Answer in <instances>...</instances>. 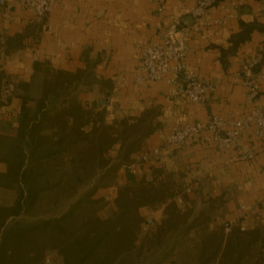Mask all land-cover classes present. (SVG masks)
<instances>
[{"label":"crops","instance_id":"1","mask_svg":"<svg viewBox=\"0 0 264 264\" xmlns=\"http://www.w3.org/2000/svg\"><path fill=\"white\" fill-rule=\"evenodd\" d=\"M6 1L11 6L13 20L0 16L1 42L27 26L35 28L36 32L25 38L20 49L10 54L0 51V68L16 79V92L8 104H4L0 95L1 134H16L23 120L20 96L32 97L34 106L41 96L43 73L34 70L35 62L70 72L84 68L88 62L92 64L93 75L88 81L77 84L74 90L82 91L81 101L101 110L106 122L139 116L149 108L160 112L157 120L161 127L141 147H160L159 153L151 155L149 161L136 170L119 169L115 182L109 187L136 185L143 177L150 178L152 168L157 166L182 170L199 188L196 194L203 189L209 195L225 198L223 221L245 229L264 224V144L254 134L255 126L249 127L239 138L240 146L254 151L253 160L241 159L238 149L223 151L200 137L178 148L162 146L175 124L202 121L212 114L237 116L247 113L254 105L264 107V80L258 96L250 99L242 79L237 76L241 65L256 57L261 59L264 68V0H215L202 18L199 30L187 34V62L198 76L217 85L206 94L203 103L197 104L180 96L169 97L167 86L161 81L142 86L119 84L121 77L132 79L138 73L142 47L160 41V31L175 16H181L185 23L193 21L183 15L190 0H164L163 15L157 11L155 0H56L40 25L32 22L33 10L18 6L19 0ZM216 17H225L226 22L207 24ZM241 24L255 28L233 52L223 55L222 49L228 48L232 34L241 31ZM33 86L37 87L35 96L30 94ZM11 112L16 116L15 124L10 126L4 119ZM90 128L89 124L84 130ZM116 147L110 150L111 156ZM3 171L5 165L0 163V172ZM106 190L99 188L98 192L103 195ZM241 204L246 210L240 209ZM163 207L160 205L155 210L160 211V217ZM146 218L153 226L155 218L149 215Z\"/></svg>","mask_w":264,"mask_h":264},{"label":"trees","instance_id":"2","mask_svg":"<svg viewBox=\"0 0 264 264\" xmlns=\"http://www.w3.org/2000/svg\"><path fill=\"white\" fill-rule=\"evenodd\" d=\"M241 27L229 38L223 55L233 52L255 28L246 24ZM35 32V28L27 26L6 36L0 40V51L10 54L20 49L25 38ZM33 67L43 73L41 96L35 100L33 114L29 113L27 103L34 99L20 96L23 120L16 135L0 134V161L6 164L0 180L13 181L18 191L12 205H0V264H47L44 254L49 247L59 251L64 264H118L138 239L142 221L138 210L143 207L164 205L165 218L150 234L157 243L166 235L167 228L179 224L185 225L186 230L208 227L210 215L200 211L189 218V214L181 212L174 199V187L167 179L156 184L161 168H152L150 178L143 177L136 185L120 187L114 199L116 207L105 216H76L78 209L92 204L85 198L59 216L20 220L22 212L32 208L47 192L63 187L76 190L101 169L104 175L100 180L106 175L112 177L120 163L111 164L114 158L109 156L110 150L117 145L116 160L125 161L161 127L156 108L110 123L104 120L101 110L87 107L77 98L64 99L59 109L49 108V101L92 77V64L87 62L74 72L51 69L37 62ZM4 78L5 71L0 68V89ZM89 124L90 130L85 131ZM5 147L7 151L3 153ZM71 150L75 151L73 156L69 154ZM181 216L183 219L179 220ZM145 222L149 224V220ZM198 251L197 264H264V224L241 230L238 224L224 221L201 238Z\"/></svg>","mask_w":264,"mask_h":264},{"label":"built area","instance_id":"3","mask_svg":"<svg viewBox=\"0 0 264 264\" xmlns=\"http://www.w3.org/2000/svg\"><path fill=\"white\" fill-rule=\"evenodd\" d=\"M155 1L157 11L163 15L165 12L164 0ZM55 3L56 0H19L18 6L22 9L33 10L32 22L42 23L52 11ZM214 4L215 0H190V4L183 9V15L190 16L193 21L185 23L181 16H175L160 31V41L142 47L138 73L132 79L121 77L119 84L142 86L146 83L161 81L166 84L169 97L180 96L193 104L203 103L206 94L209 91H214L217 85L198 76L187 62V34L199 30L202 18L209 13ZM262 14L264 16V3L262 4ZM0 16L13 20L11 6L6 0H0ZM225 22V17H216L207 24L222 25ZM260 63L259 57L253 58L242 64L237 72L250 99H255L258 96L260 83L264 80V68ZM15 89L13 81L3 80L0 95L4 103L13 95ZM10 116L14 118L15 112H11ZM251 126H255L254 134L264 144V107L254 105L247 113L237 116L212 114L202 121L175 124L163 140L162 146L178 148L186 142L200 137L204 142L213 144L223 151L230 152L238 149L241 159L253 160L254 151L239 144V138ZM159 151L160 147L141 149L130 157L125 168L136 170L146 164L151 155H156ZM262 170L264 172V164ZM186 191L188 192L189 189ZM174 199L176 202H182L180 195L175 196ZM240 209L246 210L245 205L241 204ZM147 226L149 224L146 223L142 229L147 230ZM240 229L244 230L245 228L240 225Z\"/></svg>","mask_w":264,"mask_h":264},{"label":"rangeland","instance_id":"4","mask_svg":"<svg viewBox=\"0 0 264 264\" xmlns=\"http://www.w3.org/2000/svg\"><path fill=\"white\" fill-rule=\"evenodd\" d=\"M4 79H9L16 85V79L14 76H9L5 73ZM36 90L37 87L33 86L30 94L35 96ZM14 94L15 93H13V95ZM81 94L82 91H75L74 87H72L59 97L49 101L48 107L59 109L62 107V101L68 98H77L85 106L91 107L89 102L81 101L79 98ZM33 104V100L27 103L30 114H32V110L35 108ZM4 120L5 123L10 126L15 124V119L9 115L8 118L6 117ZM12 130H14L13 127ZM1 135L14 137L16 134ZM6 145H9L8 140L6 141ZM6 147L4 150L2 148L3 153L7 151ZM114 150L117 152V147L114 148ZM69 152V154L73 156L75 151L71 150ZM116 152H114V156H111V152H109V156L114 158L111 161V164L120 163L112 177L111 175H106L104 179L100 180L104 175V170H97L91 179L82 183L76 190L71 191L63 187L59 190L47 192L32 208L28 210L26 208L18 218L22 221H37L53 216H59L63 212L69 210L78 200L85 198L92 201V204L87 205V207L84 206L82 210L78 209L76 211V216H89L92 213L100 214L102 216L109 214L116 207L114 199L116 198L117 190L122 187V185L109 186L115 182L117 171L119 169H122L123 171L126 169L125 165L131 157L130 156L125 161L120 162L118 159L116 160ZM0 163L5 165L6 170V164L2 161H0ZM155 168L162 169L161 174L158 175V178L156 179V184L163 179H167L169 185H173L174 187L173 191L175 192V196L180 195L182 202H177V204L181 209V212H186L187 215L189 214V218H191L202 211L210 215L212 220L209 222L208 227H205L204 225L202 228L196 227L194 229L186 230L185 225L179 224L175 228H167L166 235L159 243H157L150 237V234L156 230V227L165 217L163 213L160 217V211L155 212L159 206L140 208L138 211L142 221L137 231L138 239L134 247L131 249V252L124 256L118 264H197L199 258L198 249L200 248L201 238H206L210 230L224 222L222 214L225 208V198L223 196L215 197L209 195L208 192L203 189L200 190L199 194H196L195 192L196 190H199V188L182 170H169L162 166H157ZM56 176H58V174ZM0 183V205L10 206L18 196L16 184L9 179L0 180ZM99 188H105L107 190L104 191V194L102 195L101 191L98 192ZM187 189H189L188 192L186 191ZM112 193L114 196L110 195ZM148 215L150 218H155V222L153 226L149 225L147 226V230H143L142 227L146 224L145 220H147L146 217ZM178 219L182 220L183 217L181 216ZM44 262L47 264H64L63 257L59 251L51 247L45 251Z\"/></svg>","mask_w":264,"mask_h":264}]
</instances>
